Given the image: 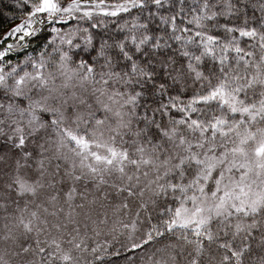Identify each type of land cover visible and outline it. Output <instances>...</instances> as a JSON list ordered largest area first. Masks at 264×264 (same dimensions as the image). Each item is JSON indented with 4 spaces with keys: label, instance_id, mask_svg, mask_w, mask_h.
Instances as JSON below:
<instances>
[{
    "label": "snow or ice",
    "instance_id": "1",
    "mask_svg": "<svg viewBox=\"0 0 264 264\" xmlns=\"http://www.w3.org/2000/svg\"><path fill=\"white\" fill-rule=\"evenodd\" d=\"M0 18V264H264V0Z\"/></svg>",
    "mask_w": 264,
    "mask_h": 264
},
{
    "label": "trees",
    "instance_id": "2",
    "mask_svg": "<svg viewBox=\"0 0 264 264\" xmlns=\"http://www.w3.org/2000/svg\"><path fill=\"white\" fill-rule=\"evenodd\" d=\"M0 24H5L2 18H0ZM7 27H10L11 25H6ZM4 29L0 28V32H2Z\"/></svg>",
    "mask_w": 264,
    "mask_h": 264
}]
</instances>
